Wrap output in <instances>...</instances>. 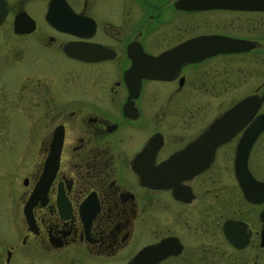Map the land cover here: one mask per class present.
I'll list each match as a JSON object with an SVG mask.
<instances>
[{"label":"flooded vegetation","instance_id":"flooded-vegetation-1","mask_svg":"<svg viewBox=\"0 0 264 264\" xmlns=\"http://www.w3.org/2000/svg\"><path fill=\"white\" fill-rule=\"evenodd\" d=\"M6 8L0 264H264V128L189 146L245 96L264 113V0Z\"/></svg>","mask_w":264,"mask_h":264},{"label":"water","instance_id":"water-1","mask_svg":"<svg viewBox=\"0 0 264 264\" xmlns=\"http://www.w3.org/2000/svg\"><path fill=\"white\" fill-rule=\"evenodd\" d=\"M6 11V0H0V23L5 17ZM260 100L261 96L252 94L243 97L235 104L228 107L215 117L207 127L190 142V148L196 149V151H202L203 154L206 152V158L209 159L215 148L236 132V125L246 124L247 121L251 119V122L243 132L242 138L239 140V147L248 149L254 138L264 128V113L253 118ZM56 162V157H49L46 160L41 177L43 181L49 179L50 170L53 169ZM243 184L247 192L251 193L252 186L246 180H243Z\"/></svg>","mask_w":264,"mask_h":264},{"label":"rangeland","instance_id":"rangeland-1","mask_svg":"<svg viewBox=\"0 0 264 264\" xmlns=\"http://www.w3.org/2000/svg\"><path fill=\"white\" fill-rule=\"evenodd\" d=\"M4 151L3 152H5V151H8L7 149H3ZM10 226H12V225H10ZM10 226H8V225H4V223L3 222H0V239L2 238V237H5V236H8V235H10V233H9V228H10Z\"/></svg>","mask_w":264,"mask_h":264}]
</instances>
